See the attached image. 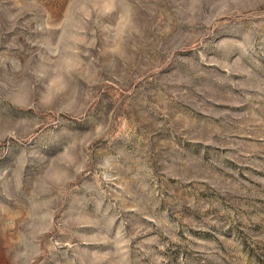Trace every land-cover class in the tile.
Wrapping results in <instances>:
<instances>
[{
    "label": "rangeland",
    "instance_id": "1",
    "mask_svg": "<svg viewBox=\"0 0 264 264\" xmlns=\"http://www.w3.org/2000/svg\"><path fill=\"white\" fill-rule=\"evenodd\" d=\"M0 264H264V0H0Z\"/></svg>",
    "mask_w": 264,
    "mask_h": 264
}]
</instances>
